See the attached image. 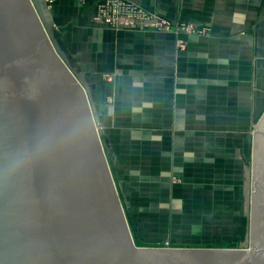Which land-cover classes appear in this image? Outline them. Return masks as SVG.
Segmentation results:
<instances>
[{
	"label": "crops",
	"instance_id": "obj_1",
	"mask_svg": "<svg viewBox=\"0 0 264 264\" xmlns=\"http://www.w3.org/2000/svg\"><path fill=\"white\" fill-rule=\"evenodd\" d=\"M97 1L57 0L52 21L95 89L135 224L167 219L171 246L179 219L248 206L252 128L264 113V0H131L202 31L178 34L95 25Z\"/></svg>",
	"mask_w": 264,
	"mask_h": 264
},
{
	"label": "water",
	"instance_id": "obj_2",
	"mask_svg": "<svg viewBox=\"0 0 264 264\" xmlns=\"http://www.w3.org/2000/svg\"><path fill=\"white\" fill-rule=\"evenodd\" d=\"M239 247L140 244L118 161L41 0H0V264H264V113Z\"/></svg>",
	"mask_w": 264,
	"mask_h": 264
},
{
	"label": "rangeland",
	"instance_id": "obj_3",
	"mask_svg": "<svg viewBox=\"0 0 264 264\" xmlns=\"http://www.w3.org/2000/svg\"><path fill=\"white\" fill-rule=\"evenodd\" d=\"M56 1L57 0H41V3L48 18L52 19L54 15ZM99 2L100 0L95 3V8L97 7V4ZM131 2V0H126V2H120L118 0H109L107 1L105 8L101 10L100 13H107L110 9H116L117 11L125 12L128 10V6L131 4ZM143 9L144 11H142L139 16H137L136 14V17L146 19V14L148 16V9ZM96 10L97 8L95 9V13ZM105 16L107 15L104 14L103 17ZM162 18V16L156 17V19L158 20ZM94 23L98 26L101 25L95 21ZM130 27L124 29H135L134 26ZM112 30L115 29L112 28ZM113 74H108V77L113 76ZM135 185L136 184L133 183L132 187H134ZM227 195L228 194H226V196ZM233 195L234 194L230 193V200H232ZM247 200L250 202V196L247 197ZM249 202L248 206L250 205ZM236 204H238L239 207H235ZM202 212L203 213L201 215L196 214L191 220L179 219L177 225L178 230L174 233L172 232L173 239L171 241V246H179L180 244H183L182 246L197 245L204 247H239V245L245 242V240L247 239L250 217L249 214H247L246 208H244L241 201L240 204L238 202L231 203L230 206L223 205V207L219 205L217 208L204 209L202 210ZM139 221H141L139 222V225L136 222L138 227V235L141 238L142 234V236L147 239L144 240L141 238L140 244L148 246H169L168 241L166 240L168 236L167 231L169 228V225H167V219L158 218L151 223L147 222V220Z\"/></svg>",
	"mask_w": 264,
	"mask_h": 264
},
{
	"label": "built area",
	"instance_id": "obj_4",
	"mask_svg": "<svg viewBox=\"0 0 264 264\" xmlns=\"http://www.w3.org/2000/svg\"><path fill=\"white\" fill-rule=\"evenodd\" d=\"M109 0H100V2L97 4V10L94 14L93 20L97 22L98 24H101L100 26L107 27L110 29L120 30L124 28H129L130 26H134L135 29L141 28H153L162 32H171L178 34L181 30H186L189 33H198L202 32L194 27H188L185 24H176L173 23L167 19H156V17H159V14H155L154 12H151L147 10L148 17L146 14V19H142L139 17H136L144 11V7L142 8L140 5L131 2V4L128 6V10L125 12L117 11L110 9L107 13H100L101 10L105 8V5ZM120 2H126V0H118ZM101 5V6H99ZM132 8V9H131ZM133 11V12H132ZM105 15V17H103ZM131 28V27H130Z\"/></svg>",
	"mask_w": 264,
	"mask_h": 264
}]
</instances>
